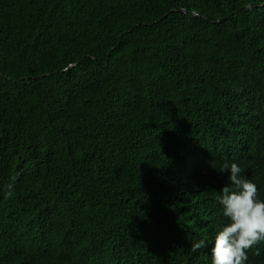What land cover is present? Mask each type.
Returning a JSON list of instances; mask_svg holds the SVG:
<instances>
[{
	"label": "trees",
	"instance_id": "1",
	"mask_svg": "<svg viewBox=\"0 0 264 264\" xmlns=\"http://www.w3.org/2000/svg\"><path fill=\"white\" fill-rule=\"evenodd\" d=\"M225 162L264 199V0H0V264H211Z\"/></svg>",
	"mask_w": 264,
	"mask_h": 264
},
{
	"label": "clouds",
	"instance_id": "2",
	"mask_svg": "<svg viewBox=\"0 0 264 264\" xmlns=\"http://www.w3.org/2000/svg\"><path fill=\"white\" fill-rule=\"evenodd\" d=\"M222 170L228 172V183L219 190L216 199L228 223L215 235L211 264H246L248 250L264 241V199H261L257 185L241 175L242 169L237 163L225 162ZM12 187L11 184L7 186L6 198L11 197ZM83 208H71L73 213L66 211L76 219ZM205 247L206 241L201 239L192 243L190 251Z\"/></svg>",
	"mask_w": 264,
	"mask_h": 264
}]
</instances>
